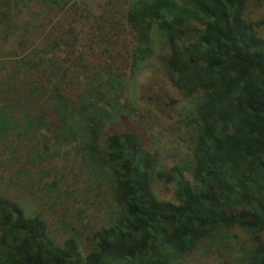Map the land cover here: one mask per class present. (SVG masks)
<instances>
[{
  "label": "trees",
  "instance_id": "trees-1",
  "mask_svg": "<svg viewBox=\"0 0 264 264\" xmlns=\"http://www.w3.org/2000/svg\"><path fill=\"white\" fill-rule=\"evenodd\" d=\"M20 1L0 0V28L10 29ZM41 2L45 8L66 4ZM261 5L262 0L128 4L134 64L150 58L152 34H159L174 86L197 99L192 160L167 170L121 116L106 121L93 105L75 107L52 78L24 84V90L14 85L12 98L2 97L0 136L9 126L22 140L44 132L57 149L74 145L88 170L107 175L119 211L93 231V248L82 257L74 239L58 244L51 237L41 214L27 215L16 199L0 195V264H180L200 241L234 226L256 240L242 264H264V38L250 19ZM93 91L84 93L90 97ZM11 147L6 150L16 151ZM39 156L28 154L25 162ZM157 181L175 185V201L157 197Z\"/></svg>",
  "mask_w": 264,
  "mask_h": 264
},
{
  "label": "rangeland",
  "instance_id": "rangeland-1",
  "mask_svg": "<svg viewBox=\"0 0 264 264\" xmlns=\"http://www.w3.org/2000/svg\"><path fill=\"white\" fill-rule=\"evenodd\" d=\"M130 2L66 0L62 7L45 8L41 0H21L11 12L10 29L0 28V105L2 97L12 98L14 85L24 90V84L52 78L75 107L93 105L106 121L125 119L167 170L192 160L197 99L174 86L159 34H152L150 58L134 64L136 42L126 22ZM250 19L264 38V0ZM88 90L97 94L88 97ZM6 129L0 136V195L16 199L27 215L41 214L51 237L58 244L74 239L84 257L93 248V231L119 211L107 175L88 170L74 145L57 149L44 132L22 140ZM7 144L16 151H7ZM31 153L39 160L27 164ZM154 191L159 199L175 201L173 183L157 181ZM255 246L246 229L234 226L200 241L180 264H242Z\"/></svg>",
  "mask_w": 264,
  "mask_h": 264
}]
</instances>
